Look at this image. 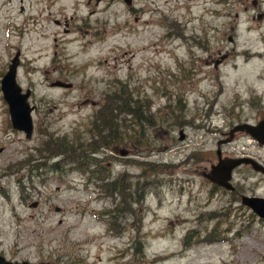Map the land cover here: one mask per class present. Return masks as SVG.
<instances>
[{
  "label": "rangeland",
  "instance_id": "1",
  "mask_svg": "<svg viewBox=\"0 0 264 264\" xmlns=\"http://www.w3.org/2000/svg\"><path fill=\"white\" fill-rule=\"evenodd\" d=\"M187 8V0H132L130 8L123 0H0V80L18 52L16 83L35 109L26 141L11 130L0 95L6 262L264 264V221L235 211L201 177L225 123L264 118V60L252 45L263 49L242 24L233 58L193 81ZM240 142L264 163V150ZM63 144L93 145L92 164L104 169L95 178L108 176L112 189L62 164ZM44 163V176L31 172ZM238 172L264 197L260 177Z\"/></svg>",
  "mask_w": 264,
  "mask_h": 264
},
{
  "label": "flooded vegetation",
  "instance_id": "2",
  "mask_svg": "<svg viewBox=\"0 0 264 264\" xmlns=\"http://www.w3.org/2000/svg\"><path fill=\"white\" fill-rule=\"evenodd\" d=\"M187 2L188 22L191 25L188 40L191 46L195 48L189 53L191 64L189 74L193 81L197 83L205 82L209 77V74H206L207 70H216L233 58L235 53L233 46L242 24L244 28L241 31L247 34L254 33L256 41L260 43L263 49L259 50V46L252 45V49L255 50L252 57L259 61L264 60L261 56L264 55V0H187ZM131 3L132 0H128L125 5L130 8ZM224 40L227 44H224ZM243 54L244 51H238L237 57ZM234 66L236 65L234 64ZM231 120L233 121L224 124L223 131L220 134L222 140L215 143L214 163L209 164L207 170L203 169L202 174L207 175L209 168L216 164V151H219V159L222 161L245 160L246 164L230 171L229 179L225 185L228 186L227 189L214 187L222 190L224 196L229 198L227 203L230 207L237 206L235 211L240 213L250 212L248 208L241 204L242 200L244 198L264 199V197L254 194L256 184L254 181L251 182L247 178L241 177L238 170L239 168L248 170L264 182V163L261 164L254 155L243 151L244 142L241 143L240 140L248 139L250 141L251 139L240 133L231 135L229 133L240 126L255 127L261 120L254 121L250 117H241V115L233 117ZM228 139L229 142L221 144ZM253 146L257 151L264 150V146H258L254 142ZM255 167L258 168L259 172L254 171ZM42 168H46V163L42 165ZM31 172L38 176L45 175V172L41 170Z\"/></svg>",
  "mask_w": 264,
  "mask_h": 264
},
{
  "label": "water",
  "instance_id": "3",
  "mask_svg": "<svg viewBox=\"0 0 264 264\" xmlns=\"http://www.w3.org/2000/svg\"><path fill=\"white\" fill-rule=\"evenodd\" d=\"M125 4L128 0H123ZM19 54L16 52L13 58L10 60L7 70L0 81V94L2 101L7 108V114L9 117V126L13 132L21 133L26 141L31 139L32 135V122L31 114L34 111L33 107L29 105L30 91H22L16 83V69L19 63ZM51 88L69 89V86H63L55 83L51 85ZM235 133H242L251 138L258 146H264V119L261 120L255 127L240 126L232 130L229 135ZM230 139V138H229ZM229 139L221 144L229 142ZM183 140V136L179 134V141ZM125 153H123L124 155ZM242 164H246L245 160H220L219 151H216V164L209 168L207 175L201 174L202 179L206 180L209 184L219 187L221 189H227V180L229 179V173L231 170L239 167ZM254 171L259 172L255 167ZM241 204L248 208L250 212L260 221H264V199L263 198H244ZM0 264H31L27 262L21 263H9L6 262L0 256ZM46 264V263H38Z\"/></svg>",
  "mask_w": 264,
  "mask_h": 264
},
{
  "label": "trees",
  "instance_id": "4",
  "mask_svg": "<svg viewBox=\"0 0 264 264\" xmlns=\"http://www.w3.org/2000/svg\"><path fill=\"white\" fill-rule=\"evenodd\" d=\"M109 129H110V127H109ZM110 133H111V131L108 132V135ZM112 139H115V136H113ZM117 139H119V138L117 137ZM62 146L66 148L65 152L63 153L62 160L65 161L67 164H71V166H74L75 172H77L81 175L88 174L89 175L88 180H92L93 182H95V180L97 179L101 185H104L103 187L107 188V191L108 190L110 191L112 189L113 185L110 183V181H108V176H106L105 178H102V179L95 178V175H98V173L104 171V169L100 168L99 166H98V168H99L98 169L97 165L92 164V160H91L90 156L93 152H96V148H94L93 145H87V146H83V148L78 147V148H74V149H71V147H69V146L66 147V144H63ZM72 161H75V163H71ZM46 167H47V171H48L49 167L47 166V163H46ZM54 167H56V166H54ZM54 170H55V168H54ZM79 171H81V173ZM136 185H137V183L131 185V186H133L132 190ZM134 190H136V189H134ZM116 192L123 195V188L121 186L118 187ZM135 195L138 197V193H136ZM113 196H114V194H111V197H113ZM133 205H135V203H133ZM108 213H109V215L112 214V212H108Z\"/></svg>",
  "mask_w": 264,
  "mask_h": 264
}]
</instances>
